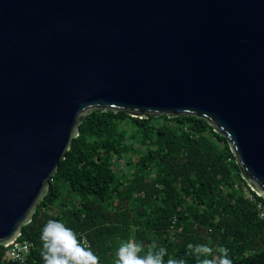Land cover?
Here are the masks:
<instances>
[{
  "label": "water",
  "instance_id": "95a60500",
  "mask_svg": "<svg viewBox=\"0 0 264 264\" xmlns=\"http://www.w3.org/2000/svg\"><path fill=\"white\" fill-rule=\"evenodd\" d=\"M95 111L206 120L264 199V0H0V246Z\"/></svg>",
  "mask_w": 264,
  "mask_h": 264
},
{
  "label": "trees",
  "instance_id": "16d2710c",
  "mask_svg": "<svg viewBox=\"0 0 264 264\" xmlns=\"http://www.w3.org/2000/svg\"><path fill=\"white\" fill-rule=\"evenodd\" d=\"M80 130L19 238L34 244L27 264H43L49 219L85 236L98 264H115V236L139 242L140 255L164 247L165 261L219 264L227 249L232 264H264V199L206 120L95 111Z\"/></svg>",
  "mask_w": 264,
  "mask_h": 264
},
{
  "label": "clouds",
  "instance_id": "9594fccd",
  "mask_svg": "<svg viewBox=\"0 0 264 264\" xmlns=\"http://www.w3.org/2000/svg\"><path fill=\"white\" fill-rule=\"evenodd\" d=\"M43 264H98V257L91 248L85 247L75 231L63 221L49 219L42 227ZM142 245L128 240L117 249L115 264H185L183 260H164L166 249L160 247L140 255ZM219 264H232L224 249Z\"/></svg>",
  "mask_w": 264,
  "mask_h": 264
},
{
  "label": "built area",
  "instance_id": "2783aa9c",
  "mask_svg": "<svg viewBox=\"0 0 264 264\" xmlns=\"http://www.w3.org/2000/svg\"><path fill=\"white\" fill-rule=\"evenodd\" d=\"M250 198H253L250 195ZM260 211L259 215L262 220H264V208L262 205H258ZM83 245L85 247H90V243L84 236L82 238ZM8 250L7 252V264H27L28 257L30 256L34 244L27 240H16L9 245L5 246Z\"/></svg>",
  "mask_w": 264,
  "mask_h": 264
},
{
  "label": "rangeland",
  "instance_id": "374dc122",
  "mask_svg": "<svg viewBox=\"0 0 264 264\" xmlns=\"http://www.w3.org/2000/svg\"><path fill=\"white\" fill-rule=\"evenodd\" d=\"M109 240L114 242V246H113L112 252H113L115 255H116V253H117V249L119 248V246H120L122 243L126 242V240H122V239H121V236H115V237H113V238H109V239H107L108 243L110 242ZM116 257H117V255H116Z\"/></svg>",
  "mask_w": 264,
  "mask_h": 264
}]
</instances>
